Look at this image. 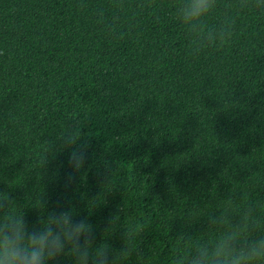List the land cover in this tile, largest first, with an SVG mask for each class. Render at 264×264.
Listing matches in <instances>:
<instances>
[{"label": "trees", "instance_id": "trees-1", "mask_svg": "<svg viewBox=\"0 0 264 264\" xmlns=\"http://www.w3.org/2000/svg\"><path fill=\"white\" fill-rule=\"evenodd\" d=\"M180 2L0 0V192L30 226L69 204L101 228L120 210L121 225L143 233L142 254L124 264H176L219 239L206 216L230 194L234 209L250 203L264 217V11L233 8L231 43L192 55ZM235 3L218 0L206 24L219 27ZM75 122L92 151L68 185L67 154L52 146ZM104 167L116 171L113 184L89 210L84 198L101 194ZM42 193L46 210L34 200ZM122 232L106 234L115 249Z\"/></svg>", "mask_w": 264, "mask_h": 264}, {"label": "clouds", "instance_id": "clouds-1", "mask_svg": "<svg viewBox=\"0 0 264 264\" xmlns=\"http://www.w3.org/2000/svg\"><path fill=\"white\" fill-rule=\"evenodd\" d=\"M217 7L218 0H181L177 5L175 19L185 29L190 54L199 55L209 48L222 49L229 45L236 24L232 9L264 11V0H236L235 5L226 4L219 27H209L205 20ZM52 147L55 155L67 154V166L71 171L66 184L71 185L77 174L89 166L90 137L84 133L80 122H75L58 134ZM52 157L43 159L42 170H49ZM115 173L110 167L98 172L102 192L84 198L89 210H95L103 202H98V197L108 192ZM34 200L39 201L40 210L47 209L48 202L43 193L34 196ZM236 200L230 194L224 199L226 205L217 210L218 214L206 216V232L223 229L219 239L195 244L192 251L178 259L176 264H264V217L259 216L256 207L250 203L234 209L231 205ZM14 202L9 193L0 192V264H50L62 256L70 257L73 264H124L129 256L142 254L134 244L137 236L143 234L142 230L138 232L135 225L126 226L125 222L121 225L120 210L111 214L101 228L87 216L78 218L74 205L69 204L61 211L41 215L38 226H30L24 212L16 214L12 211ZM121 227L124 243L115 249L107 241ZM98 230L103 232L99 243L96 237ZM180 238L191 243L195 237L184 232Z\"/></svg>", "mask_w": 264, "mask_h": 264}]
</instances>
